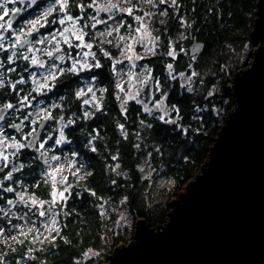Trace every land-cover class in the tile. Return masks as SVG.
Returning a JSON list of instances; mask_svg holds the SVG:
<instances>
[{
  "label": "trees",
  "instance_id": "16d2710c",
  "mask_svg": "<svg viewBox=\"0 0 264 264\" xmlns=\"http://www.w3.org/2000/svg\"><path fill=\"white\" fill-rule=\"evenodd\" d=\"M72 2H81L90 10L87 5L92 0ZM177 2L178 12L168 9L158 31L163 50L158 49L148 60V65L164 86L161 93L168 92L165 105L170 109L168 118L176 119L174 124L163 123L155 114L150 116L145 111L144 104L136 100L129 102L123 113L124 109L122 110L115 97L116 88L107 59L103 61L101 68L93 71L60 75L56 80L57 89L46 94L37 92L33 80L37 79L36 75L31 77L28 73L30 70H25L31 66L23 63L20 65L19 61L8 64L6 58H3V74L5 73L3 101H12L18 107V101L22 97H28V101L33 102L32 105L38 106L37 108L57 104L62 108L65 117L74 121L66 130L69 140L66 146L61 149L46 146L44 150L49 156L51 153H57L61 157H66L69 162H75L77 171L68 175L71 187L64 208L60 206L58 217L60 232L54 238V242L41 251H35L34 258L23 260L24 245L17 243L11 246L4 244L0 239V256L3 255V258L0 257V264H92L98 257L85 261V255L89 250L103 251L105 255L113 254L119 244L127 243L124 235L119 233L118 227L117 210L121 206L138 217L147 218L152 226L155 220H163V214L168 206L156 205L159 207L160 215L155 220L139 207L147 197L154 195L156 185L162 181H171L180 189L183 184L192 180L206 163L214 140L225 123H221L219 117L217 119L212 109L211 103L216 97L209 104L203 90L189 91V88L181 87L177 81L171 85L165 80L166 67L171 60L179 71H193L200 77L208 71L211 74L204 76L205 79L210 80L217 75L221 78L223 73L220 71L233 54L232 51L242 49L245 43L249 44L250 51L243 56L245 59L243 64L232 68L231 76L236 70L248 66L253 57L251 49L256 45L250 33L258 13L257 0H177ZM42 8L43 6L38 7L34 11L38 12ZM182 16L189 24L185 31L182 27ZM182 32L187 39L184 40L185 46L191 40L204 42L205 48L200 56H190L185 46L178 47L179 55L176 54L175 57L168 55L169 42L178 40ZM65 64L66 62L61 64L63 69ZM14 67L18 73L23 72L22 78L25 83H16L22 78L13 77L14 71H8ZM31 69L34 74L42 72ZM93 76L96 77L104 94L100 110L92 109L89 112L87 109L91 107L83 108L75 92L82 78L90 79ZM221 83L219 97L221 100L223 97L233 101L231 91L227 87L229 81ZM160 96L161 94L155 92V100ZM221 100L216 101L217 104H221L220 106L223 104ZM173 105L178 109V113L173 110ZM55 110L57 114L62 112H59L58 108ZM84 112H89L90 115L84 117ZM149 124L152 127H147ZM184 129H187V132ZM93 148L95 151H92ZM31 155L28 150H16L11 159L23 165V168L17 171L11 180L3 181V187L11 186L14 189L11 193L3 191V188L0 190V228L5 230L19 222L17 217L7 218L1 215L2 208H7V201L15 198L16 193L26 192L29 197L33 194L39 201H48L51 197V185L45 176L48 165L44 167L41 163L29 161ZM141 164L150 165V170L153 171L151 177L143 178L144 174L138 169ZM8 170L6 168L4 172ZM4 172H0L1 178ZM14 209L19 212V217L26 216L30 219L39 217L38 207L29 209L22 204L19 207L14 206ZM165 221L163 220V224ZM103 260L108 261L109 258L105 256L103 259L102 256L96 264H102Z\"/></svg>",
  "mask_w": 264,
  "mask_h": 264
},
{
  "label": "water",
  "instance_id": "95a60500",
  "mask_svg": "<svg viewBox=\"0 0 264 264\" xmlns=\"http://www.w3.org/2000/svg\"><path fill=\"white\" fill-rule=\"evenodd\" d=\"M256 6L250 37L258 46L250 65L230 78L234 108L206 163L179 199L171 201L165 223L152 229L138 218L133 240L117 246L107 264H264V0ZM16 17L11 14L12 25ZM204 48L203 41L195 40L188 53L198 57ZM180 81L186 83L183 77ZM137 99L146 106L154 102L153 79ZM10 110L0 107V114ZM46 123L30 141L38 140ZM31 152L38 153L36 143ZM38 160L46 165L44 155ZM13 202L22 205L19 199Z\"/></svg>",
  "mask_w": 264,
  "mask_h": 264
},
{
  "label": "rangeland",
  "instance_id": "374dc122",
  "mask_svg": "<svg viewBox=\"0 0 264 264\" xmlns=\"http://www.w3.org/2000/svg\"><path fill=\"white\" fill-rule=\"evenodd\" d=\"M44 1H46L45 9H47V7L54 2V0H44ZM29 2L30 0H24L22 4L26 5ZM153 2L155 4L154 7L146 3L145 0H131V3H128V0H96V5L90 8V10H87V8L81 2L73 3L72 0H68L67 14L72 15L73 17H77V16L83 17V19L78 22L77 27L78 28L81 27L84 23L88 24V27L84 29V31L88 33V35L85 36L84 40L87 43H92L93 47L90 50L88 48H76V47L70 48L68 46V43H65L63 39L59 37V35H57V41H52V42H49L51 41V36L48 35V40L45 41V44L48 43V45H50L49 50H51L54 53L52 59L55 60L56 62L52 61L48 64H44L45 65L44 68L38 69L39 71L42 72H39L38 74L37 72H35L37 79L35 78L36 80L35 79L33 80L37 92L49 94L50 91H53L57 79L50 80L48 82L49 86H51V90L49 91L47 87L46 88L39 87V85L45 83V80L41 74L47 76L50 71H54L58 76H60L59 69H63L61 67L62 63L66 62L64 69H68L72 66L73 60L68 56V54L71 53V57L75 58V60L80 61L81 63L86 61L89 64H95L96 61L98 60L102 64L103 61H106L105 59L108 60L107 62L108 68L109 71L111 72L113 84L115 85L116 88L115 97L117 98L120 107L123 105V109H124L123 113H125V108L128 106L129 102L133 100L138 101L137 99L138 92L142 89V87L147 83L149 79L154 80L155 92L156 94H161V96L159 99L154 100V102L151 105L149 106L144 105L145 111L146 109H148L150 110V112L149 111L146 112L150 116L152 114H155L157 117H160L164 113L157 106L160 105L161 101H163V105L161 107L163 110H166L169 113L170 109L165 105L168 92H165L163 94L161 93L164 90L163 89L164 86L162 85V81L154 74L153 69L150 68V66L148 65V60L157 52L158 49L160 51L163 50L162 43L160 44L158 31L162 26L161 24L166 17L165 14L168 11V9H173L175 10V12H178V7L171 5V0H168V3L165 4H161L159 0H153ZM38 3L39 1L37 0L36 4ZM0 4L4 5V7H6L9 10V15H10L11 11L13 10V5H12L13 3L0 2ZM111 4H115L116 8H113L109 12L106 9L109 8ZM176 4H178L177 0H176ZM81 5L84 6L83 11H81V7H79ZM128 7H133V13L131 16L128 15L126 11H122V9H126ZM3 11L4 9L1 8L0 12H2V15H3ZM145 13H148V15H145ZM34 14L40 16V13L38 12L34 11ZM64 14L65 13H61L59 11V8L57 6L54 9L53 13L47 17V21L49 22L54 20L58 21L61 18V16H63ZM9 15L4 17L5 26H6L5 22L9 20ZM90 16H95L97 20L107 21V23H100L97 24L95 28H92L91 25L95 23V21L90 19L89 18ZM110 16L112 17V19H109ZM136 17H143V19L137 20ZM181 20H182V27L184 28L185 31V29H187V26H189V24L184 16L181 17ZM121 24H123V27H121ZM52 26L56 28V30L54 31L58 34L60 31L63 30L64 27H69L70 24L66 23L65 25L62 26L58 22L48 23V27L52 29ZM113 29H119V31L116 32L113 31ZM101 32L105 33V35L103 36L99 35V33ZM109 32H111V35L107 34ZM145 32L148 33V35H144ZM0 35L5 36L6 32L3 31L2 33H0ZM67 35H69V43H72L74 45L80 43L79 41L75 40L74 37L71 36V34H67ZM121 37H123V39H121ZM185 39H186V35L185 33L182 32L178 40L176 41L171 40L169 42L170 52L173 53V55L170 57H175L176 54L179 55L178 47L185 46L184 44ZM5 41H7V39L4 40V45H9ZM193 41L195 40H191L190 43ZM57 42L59 48L61 49L60 52L55 51L57 47ZM190 43H188L185 46L186 51H188V46ZM255 43L256 45L251 49L252 55L254 54V51L258 46V42L255 41ZM43 45H37V46L42 47ZM126 45H131V50H129V48L126 47ZM11 51H16V49H11L7 53L2 51L3 56L8 57L11 54ZM249 51L250 50L248 43H245L242 49L238 51L236 50L232 51L233 54L230 55L225 67L222 68L220 71L223 73L221 78H219V76L217 75L214 76V78L212 79L210 78V80L205 79L204 76L211 74V72L208 73L207 71L203 77H200V75L196 74V72H194L195 75H192L193 71L188 72L186 70H182V71L177 70V65H175V63L170 60L168 64H171L172 68L169 69L168 67H166L165 80L171 85H173L176 81L180 85H182L180 79L181 77H183V80L186 82L183 85V87L189 88L190 86L191 89H195V91L198 92L200 90H203L205 97L208 98L209 104L212 102L211 100L216 97L213 103H211L213 106L212 109L217 119L219 117L220 121H222L221 123H224L226 116L234 108V103L233 101H229L227 98L222 97L221 100V98L219 97L218 93H221V89H222L221 82L222 81L225 82V80L226 82L230 81V78L232 77L230 73L232 68H236V66L243 64V61L245 60L243 56L247 54V52ZM39 52L40 49L39 51H36L34 54V56L37 59L39 58L41 60L49 59V57L46 55V51H45V55L44 54L40 55L38 54ZM86 52L90 53L87 58L84 57V53ZM104 52L109 53V56L112 58L110 59L109 56H105ZM91 53L96 54L95 59L92 58ZM32 54L33 53H30V57ZM59 56H64L65 59L61 61L58 59ZM128 57H131L132 59L129 60ZM116 61H120V63H117ZM246 67H242L236 70V72L241 71ZM95 69L96 68L93 67L91 70H79L77 73L65 72V75L66 73L80 74L83 72L93 71ZM181 73H183V75H180ZM134 75L138 76L137 81L134 80ZM173 77H175V79H173ZM189 77H191L190 80L188 79ZM82 79L83 80L80 82V85L77 87L75 94L78 91L83 90L86 93L85 95L80 97L76 95L82 107L83 108H87V106L91 107V109H87V111L89 112L92 109L96 110L97 108L95 105H99V107L101 106L102 98L104 94L102 90H100L101 86L99 85L96 79L94 81L92 78L90 79L82 78ZM88 87H92L93 92H95L94 98L92 97V93L87 92ZM218 99L222 101L223 103L222 106H220L221 104H217L216 101H218ZM85 100H89L90 103L87 105L84 104ZM125 101L127 102L125 103ZM51 106H53V104ZM42 110H43L42 107L41 108H36V106L33 107L34 112L41 113ZM165 119L176 120L175 118H168V115L165 116ZM68 121L69 119L66 117V120L62 124L64 126L63 127L61 126L57 130V136L55 138V144H54L57 147V149H61L62 147L66 146L69 142L66 135V130L72 126V123L69 124ZM61 131L63 132L64 135V141L61 144L57 145L56 140L60 138ZM14 143L17 142L10 141L6 144L0 145V152H3L4 155L9 156L8 171H10L13 166L17 168H20L21 166L16 160L11 159L12 158L10 156L11 153L6 152L7 146L13 145ZM44 148H46V146H44ZM54 156L57 157V159H52V157ZM48 158L50 160V161L48 160L50 164H48V166L46 167L45 176L51 185V192H50L51 197L49 198V200L39 201L33 194L30 197L27 196L26 192H18L15 195V199H19L20 196H23L24 200L28 202L27 205L24 202H22L24 207H28L29 209L38 207L39 209L38 213L44 211L45 215L40 216V214H38L39 215L38 219L36 218L30 219L27 218L26 216L19 217L18 215L19 212H17L14 209V206H16L14 203H13L14 205L8 204L7 208H2L3 210L2 211L3 213H1L2 216H5L7 218L17 217L19 222L16 225L17 228L11 227L10 229L7 228L6 230L2 228L3 232L0 233V239L4 242V244H9L11 246L16 245L17 243L24 245L25 257L23 258V260L24 259L26 260L27 258H31V257L34 258L36 256L35 251H41L42 248L54 242V238L60 232V223L58 220L60 213V206L64 208L65 201L68 199V191L71 187L70 184L71 182L68 178V175L69 173L75 174L77 171L75 162H69L66 159V157H61V155L57 153L55 154L51 153ZM2 163L3 161L0 162V164ZM57 169L60 170L54 171ZM138 169L140 170L141 174H144L143 178L151 177L153 173V171L150 170L151 169L150 165L141 164L139 165ZM3 171H6V168ZM16 172H14L13 175ZM6 173L7 172L2 173V176L4 177ZM48 173H52L55 177V180H53L51 176H48L47 175ZM3 177L2 178L0 177V181L2 182L9 181V180H4ZM189 182L190 181L183 184L180 189H177L175 187L174 182L171 181L159 182L156 185L154 195L152 197H147L145 202L140 205L139 209H142V211H146L147 215L149 217H153L155 220L156 218H159L160 215L159 207L158 206L156 207V205L160 204V207L162 206V204L167 205L168 209H166L163 214L164 216L163 220L166 219V217L170 213L169 205L171 201H175L179 199L178 198L179 194L183 193L186 190V187ZM1 189L2 188H0V190ZM65 189H67V191H65ZM60 192L64 193V198H61V196L59 195ZM33 200L37 202L36 205L32 204ZM53 201L55 202L53 203ZM41 202H42V206H41ZM6 212L9 213L7 216L5 215ZM117 215H118V227L120 229L119 233L124 235V238H126L127 243L131 242L133 240L135 221L140 216L138 217V215L133 214L132 212H130L129 209L123 208L122 206L120 209L117 210ZM145 220H147L149 227L152 229H156V226H160L163 223V220L161 221L155 220L154 222H152L153 225L151 226L150 225L151 222L147 218ZM110 255L112 254H108V253H106V255L103 254V251L89 250L86 253L84 260L89 261L93 257H98L96 259L97 261L98 259L102 258V256L104 259L105 256L109 258ZM0 257L3 258V255L1 254ZM96 261L92 264H96ZM107 263H108L107 260L102 261V264H107Z\"/></svg>",
  "mask_w": 264,
  "mask_h": 264
},
{
  "label": "snow or ice",
  "instance_id": "6c2138e0",
  "mask_svg": "<svg viewBox=\"0 0 264 264\" xmlns=\"http://www.w3.org/2000/svg\"><path fill=\"white\" fill-rule=\"evenodd\" d=\"M7 2L9 3H12L14 2V0H7ZM21 3L24 2V0H20ZM146 3L152 5L153 7L155 6L153 0H145ZM159 2L161 4H165V3H168V0H159ZM37 3V0H30V2L27 4V7H31L32 5H35ZM128 3H131V0H128ZM96 5V0H92V3L88 4L87 7L88 8H92ZM171 5L173 6H176V7H179V5L176 4V0H171ZM58 6L59 8V11L61 13H65L63 16H61V18L58 20V21H47V17L49 15H51L54 11V9ZM81 7V11H83V7L84 6H79ZM0 8H3L4 11H3V15H0V20H3L5 16H8L9 15V10L4 7V5L0 4ZM113 8H116V5L115 4H111V6L109 8H107L106 10L107 11H111ZM67 9H68V0H54V2L52 4H50L46 11L43 13V15L37 17L36 19H31V20H28L25 25L23 27H21L19 30H15L12 32V39H13V42L8 46V47H5V45L3 43H0V51H3L5 53L9 52L10 49H16V51H11V54L7 57V60H8V63H14L15 62V58H17L18 56L19 57H22L24 60L26 61H30L31 65L33 66H37L39 68H44L45 65L43 62H40L38 61V59L33 55V56H29L27 53H33L34 49L32 47V41H29L27 40V37L29 36H33L34 33H38L39 32V28L40 27H45V24L46 23H59L60 25H65L66 23H69L70 26L69 27H64L62 31H60L58 34L53 31L50 33V36H51V41L49 42H52V41H57V35H59V37H61L63 39V41L65 43H68V46L70 48L72 47H76V48H88L89 50L93 47L92 43H87L85 42L84 38L86 35H88L87 32L84 31L85 28L88 27V24L87 23H84L81 27H77V24L79 21H81L83 19V17H73L72 15H68L67 14ZM122 11H126L128 13V15H132L133 13V7H128L126 9H122ZM20 12V9L17 8L13 11V15L15 14H18ZM145 15H148V13H145ZM90 19L94 20L95 23H93L91 25L92 28H95L97 24H100V23H107V21H101V20H97L95 16H90L89 17ZM109 19H112V17L110 16ZM137 20H142L143 17H136ZM6 23V26L3 25V24H0V29H2L4 32H8L9 30L12 29V22L11 20H8L5 22ZM121 27H123V24H121ZM113 31H116L118 32L119 29H113ZM67 34H71L72 37H74L75 40L79 41L80 43L78 44H72V43H69V35ZM108 35H111V32L107 33ZM99 35L103 36L105 35V33L101 32L99 33ZM144 35H148V33H144ZM23 37V39H22ZM5 39H9V37H5L3 35H0V41H4ZM121 39H123V37H121ZM48 40V37L45 36L44 38L42 39H39L37 40L36 42L37 43H40V44H44L45 41ZM27 48V53H25L23 51L24 48ZM126 47L129 48V50H131V45H126ZM56 52H60L61 49L59 48L58 46V42H57V47L55 49ZM90 53L86 52L84 53V57L87 58L89 56ZM123 54V52H122ZM46 55L52 59L53 56H54V53L51 51V50H48L46 51ZM104 55L105 56H109V53L107 52H104ZM168 55L172 56L173 53L172 52H169ZM69 58H71L73 60V63H72V66L68 69H59V74L60 75H63L65 72H72V73H77L79 70H91L93 67L94 68H101L102 65L101 63L97 60L95 64H89L87 63L86 61L81 63L80 61H77L75 60V58H72L71 57V53L68 54ZM91 56L93 59H95V56L96 54L95 53H91ZM109 58L111 59L112 57L109 56ZM140 58V57H138ZM59 60L63 61L65 59L64 56H59L58 57ZM129 60H131L132 58L131 57H128ZM117 63H120V61H116ZM4 67V64L3 63H0V68H3ZM169 69L172 68V65L171 64H168L167 66ZM27 71V69H25ZM8 71H15V69H8ZM0 75H2V73H0ZM33 76L35 75L34 73L32 74ZM45 80V83L44 84H41L39 85L40 88H46L50 91L51 90V86H49V81L50 80H56L59 78V76L54 72V71H50L49 74L47 76H44L43 74H41ZM180 75H183V73H181ZM192 75H195V73L193 72ZM93 81L96 79L95 76L92 77ZM173 79H175V77H173ZM189 80L191 79V77L188 78ZM26 81L22 78L21 80L17 81L16 83H20V84H23L25 83ZM0 86H3V82L0 81ZM15 87V85H13V88ZM181 87H183V85H181ZM99 90V89H98ZM191 87L189 86V91H191ZM87 92L88 93H92V97L94 98L95 97V92H93V89L92 87H88L87 89ZM86 93L81 90V91H78L76 93V95L78 97L80 96H83L85 95ZM166 95V94H165ZM63 99V98H62ZM127 101H125L126 103ZM20 105L21 106H25L26 104H29L30 102L28 101V97H22L21 100H20ZM42 103V101H41ZM90 101L89 100H85L84 101V104H89ZM163 105V101L160 102V105H158L157 107L160 108L162 111H163V115H161L160 117H158V119H160L163 123H176L175 120H166L165 119V116L168 115V112L166 110H163L162 109V106ZM97 110H100V107L99 105H95ZM4 108L5 109H13L14 108V105L11 104V103H8V104H5L4 105ZM17 111H19L20 109H16ZM122 110H123V105H122ZM173 110L176 111L178 113V109H176V107L173 105ZM146 111H149L148 109H146ZM31 114H29L28 116H25L24 119H29V116ZM90 115L89 112H84V117H88ZM45 119H48L50 118L48 116V114L45 112V116H44ZM4 119V116L2 114H0V121H2ZM62 119V118H61ZM32 123H35V121H31ZM69 124L71 123H74V121H72L71 119H69L68 121ZM141 123H143V121H141ZM64 125H62L63 127ZM179 127V125H177ZM13 127H15L17 130H20L21 128V125L20 124H15L13 125ZM121 127H123L121 125ZM147 127H152L151 124L147 125ZM36 130L33 129L32 132H29L27 135L28 136H32L33 133L35 132ZM185 132H187V129H184ZM0 135H3V127L0 126ZM49 139H51V137H49ZM64 141V135H63V132L61 131L60 133V138L56 140V144L59 145L61 144L62 142ZM5 141L3 139H0V145L4 144ZM36 143V140L33 139L29 142L28 145H24V144H20V143H14L12 145V147L16 148L17 151H19L20 149L24 148V147H31L32 145H34ZM45 142H42L39 144V148H37L36 150L37 151H40L41 149H44V146H45ZM136 147H139V145H136ZM92 151H95V148L92 149ZM159 151V150H157ZM45 153L43 151H41V156H43ZM14 155V153H13ZM149 155H151V153H149ZM52 159H57V157H52ZM115 159V157H114ZM0 161H3L2 164H0V172H2L5 168H8L9 166V156L7 155H4L3 152H0ZM116 167H119V165H116ZM23 168V165L20 166V168H17L15 166H13L11 168L10 171H8L3 179L4 180H11L12 177H13V173L16 172V171H20L21 169ZM60 169H57V170H54V171H59ZM48 176H51V178L53 180H55V177L52 173H48L47 174ZM66 182V180H65ZM70 187V185H69ZM0 188H3V191L5 192H13L14 189L9 186V187H3V182L0 181ZM65 191H67V189H65ZM59 195L61 196V198H64V193L63 192H60ZM93 195H95L93 193ZM20 201L21 202H24L26 205H27V201L24 200V197L23 196H20ZM55 201H53L54 203ZM7 203L9 205H13V200H8ZM32 204L33 205H36L37 202L35 200L32 201ZM41 206H42V202H41ZM9 213H5V215L7 216ZM40 216H44L45 215V212L44 211H41L40 213ZM13 227H17L16 225H13ZM3 232V229L0 228V233Z\"/></svg>",
  "mask_w": 264,
  "mask_h": 264
},
{
  "label": "flooded vegetation",
  "instance_id": "af4514ba",
  "mask_svg": "<svg viewBox=\"0 0 264 264\" xmlns=\"http://www.w3.org/2000/svg\"><path fill=\"white\" fill-rule=\"evenodd\" d=\"M39 3L38 4H35V5H32L31 7H27V4L26 5H23L20 0H14V2H12L13 4V10L11 11V14L13 13V11L17 8L20 9V12L17 14V17L15 19V22L13 23V27L11 30H9L8 32H6V35L5 37H9V39H7V42L9 45L13 42V39L11 38L12 37V32L15 31V30H19L21 27H23L25 25V23L28 21V19H36L37 17L35 16H38V15H35L32 13V11H34L35 9H37L38 7H42L43 8L38 11V13H40V16L43 15V13L46 11L45 9V4H46V1L44 0H38ZM0 2H7V0H0ZM9 3V2H8ZM1 9V8H0ZM11 14L9 15V20H11L10 16ZM0 15H2V12H0ZM39 17V16H38ZM12 22V20H11ZM0 24H3L4 25V19L3 20H0ZM43 28V29H42ZM47 29V30H46ZM54 30H56V28L54 26H52V29L50 27H48V23H46V26L45 27H41L39 28V32L36 33L33 38H32V47L34 48V51H33V54L31 56H33L35 54L36 51H39L40 49V52L38 54L40 55H45V51L49 50V46L48 43L43 45V44H40V43H37L36 41L39 40V39H42L44 38L45 36L48 37V35H50L51 32H53ZM3 30L0 29V33H2ZM23 39V37H22ZM0 43H3L4 44V41H1ZM9 45H5V47H8ZM37 45H43L42 47L40 46H37ZM11 50V49H10ZM23 51L25 53H27V48L25 47L23 49ZM29 56H30V53H27ZM6 58L7 60V57L6 56H3V53L2 51H0V63H3V58ZM44 57H47V56H44ZM19 59V60H18ZM40 59V58H39ZM38 59V60H39ZM19 61L20 62V65L23 63L24 65H29L31 66L34 70H38L39 67L37 66H32L30 61H26L24 60L22 57H17L15 58V62ZM40 62H43L44 64H48L52 61L56 62L55 60L53 59H40L39 60ZM8 62V60H7ZM14 62V63H15ZM12 63V64H14ZM8 64H11V63H8ZM15 71L14 73L12 74L13 77H17L19 76L20 78H22V74L23 72L20 71L18 73V71L16 70V68L14 67ZM30 70V71H29ZM27 71H29L28 73L30 74L31 77H33V71L32 69H27ZM0 73H2V75H0V81H4V74H3V68H0ZM17 73V74H16ZM4 85V83H3ZM2 88L3 86H0V107H4L5 104H8V103H11L14 105V108L11 109L9 112H7L4 116V119L2 120L0 126L3 127V135H0V139H3L5 141L4 144L10 142V141H13V142H17V143H20V144H24V145H27V143L30 141L31 137L37 132L38 130V127L40 125V123L44 120H47V123L41 133V135L39 136L38 140L36 141V149L39 148V144L42 143V142H45V146H55V138L57 136V130L62 126V124L64 123V121L66 120V117H65V114H63V110L62 108L60 107V105L58 106L57 104H55L54 106H47V107H44L42 112L41 113H37V112H34L33 111V102H30L29 104H26L25 106H21L20 105V100L18 101V104L19 106L17 107V104L12 102V101H3V98H2ZM57 89L56 87V83L54 85V88H53V91H50V93H53L55 90ZM38 106H36L37 108ZM56 108H58L59 112L57 114L56 112ZM16 109H20L19 111H17ZM45 112L48 114V116L50 118L48 119H45L44 116H45ZM29 114H31L29 116V119H24L25 116H28ZM37 114V115H36ZM62 118V119H61ZM31 121H35V123H32ZM15 124H20L21 125V128L20 130H17V129H10V126H13ZM35 129L36 131L33 133L32 136H28L27 134L29 132H32V130ZM49 137H51V139H49ZM32 147V146H31ZM31 147H24L22 149L24 150H28L32 155L31 157H29V161H34V162H39L38 160V157L39 155L41 154V151H43L45 154V161H46V165H42L44 167H46L48 165V156L46 151L44 149H41L40 151H38L37 154H33L31 152ZM16 151V148L14 149V147H12V145H8L7 146V149H6V152L8 153H11V157H13V153ZM4 172V171H3ZM10 200H17L15 198H12ZM14 205V204H13Z\"/></svg>",
  "mask_w": 264,
  "mask_h": 264
}]
</instances>
